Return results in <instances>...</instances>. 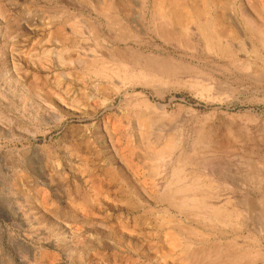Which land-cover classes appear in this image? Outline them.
<instances>
[{
	"label": "rangeland",
	"instance_id": "1",
	"mask_svg": "<svg viewBox=\"0 0 264 264\" xmlns=\"http://www.w3.org/2000/svg\"><path fill=\"white\" fill-rule=\"evenodd\" d=\"M0 264H264V0H0Z\"/></svg>",
	"mask_w": 264,
	"mask_h": 264
},
{
	"label": "bare ground",
	"instance_id": "2",
	"mask_svg": "<svg viewBox=\"0 0 264 264\" xmlns=\"http://www.w3.org/2000/svg\"><path fill=\"white\" fill-rule=\"evenodd\" d=\"M201 28H202L204 34L206 35V34L208 33V30L206 29V28H207L206 25L204 24L203 26H201ZM207 35H208V34H207ZM202 141H203V140H202ZM191 165H192V164H191ZM198 166H199L200 168H205V167L208 168V167H210V164L199 163Z\"/></svg>",
	"mask_w": 264,
	"mask_h": 264
}]
</instances>
